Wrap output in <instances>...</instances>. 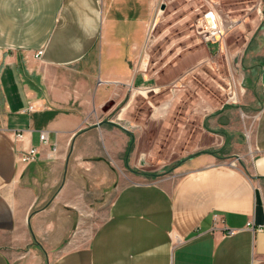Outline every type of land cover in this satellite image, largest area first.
<instances>
[{"label": "crops", "instance_id": "0c3cea01", "mask_svg": "<svg viewBox=\"0 0 264 264\" xmlns=\"http://www.w3.org/2000/svg\"><path fill=\"white\" fill-rule=\"evenodd\" d=\"M154 13L0 0V264H264V6L242 42L202 15L152 60ZM95 181L116 187L86 237Z\"/></svg>", "mask_w": 264, "mask_h": 264}, {"label": "rangeland", "instance_id": "374dc122", "mask_svg": "<svg viewBox=\"0 0 264 264\" xmlns=\"http://www.w3.org/2000/svg\"><path fill=\"white\" fill-rule=\"evenodd\" d=\"M155 8L154 19L150 29V51L153 53L152 60L162 56L168 46L162 49L157 48L158 42L163 38L172 40L178 31L185 28L194 31L196 22L202 15L209 11H214L218 16L227 20L236 21L233 29L226 32L228 35L239 37L242 42L248 32L257 23L264 6V0H152ZM260 3H262L260 5ZM215 17V16H214ZM216 18V17H215ZM212 24L208 23V31ZM163 38H160V36ZM225 34V35H226ZM231 38V37H230ZM234 38V37H233ZM176 82V83H175ZM183 84L182 78H178L172 84V88ZM171 89V88H170ZM115 182L95 181L85 183L88 188H95V196L81 198L85 203H81L79 215V231L84 236H88L92 229L104 218L105 211L108 209L113 196ZM85 204V205H84Z\"/></svg>", "mask_w": 264, "mask_h": 264}, {"label": "built area", "instance_id": "2783aa9c", "mask_svg": "<svg viewBox=\"0 0 264 264\" xmlns=\"http://www.w3.org/2000/svg\"><path fill=\"white\" fill-rule=\"evenodd\" d=\"M262 2V0H261ZM262 3H260L261 5ZM262 9V8H261ZM205 18L211 21V28L212 30L209 31H202L201 35L204 40H211L214 38L216 35L219 37L223 36L226 34V32L230 31L233 29L236 25V21L234 20H227L224 19L221 16H216L215 20L214 17L211 15V12H208L205 14ZM40 54H37V57ZM176 83V82H175ZM227 94L230 100L235 101L236 99V84L234 81H230L228 86H227ZM29 110H33V106L29 107ZM24 132H19L16 134V139L22 140L24 137ZM40 140L44 143L48 141L47 138V133L42 132L40 134ZM38 156V149L36 147H30L28 150H26L22 155H21V161L25 164H30L34 162L37 159ZM262 230H264V223L259 226Z\"/></svg>", "mask_w": 264, "mask_h": 264}, {"label": "bare ground", "instance_id": "6f19581e", "mask_svg": "<svg viewBox=\"0 0 264 264\" xmlns=\"http://www.w3.org/2000/svg\"><path fill=\"white\" fill-rule=\"evenodd\" d=\"M214 17V16H213ZM214 20H215V17H214Z\"/></svg>", "mask_w": 264, "mask_h": 264}]
</instances>
